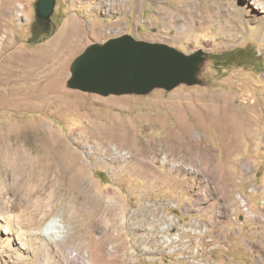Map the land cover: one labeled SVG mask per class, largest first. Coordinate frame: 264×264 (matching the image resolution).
Wrapping results in <instances>:
<instances>
[{
	"label": "rangeland",
	"instance_id": "rangeland-1",
	"mask_svg": "<svg viewBox=\"0 0 264 264\" xmlns=\"http://www.w3.org/2000/svg\"><path fill=\"white\" fill-rule=\"evenodd\" d=\"M35 1L0 0V216L23 231L57 220L64 238L25 239L23 258L0 264H264V0H56V29L30 46ZM123 35L202 50L197 83L106 97L67 86L85 48ZM122 129L146 142L106 135ZM15 141L53 163L24 161ZM114 149L147 164L123 167Z\"/></svg>",
	"mask_w": 264,
	"mask_h": 264
},
{
	"label": "water",
	"instance_id": "water-1",
	"mask_svg": "<svg viewBox=\"0 0 264 264\" xmlns=\"http://www.w3.org/2000/svg\"><path fill=\"white\" fill-rule=\"evenodd\" d=\"M56 0H36L27 44L43 42L56 29L51 17ZM204 52L184 54L162 43L135 40L130 35L94 43L75 58L67 86L99 96L145 95L154 89L173 90L197 83Z\"/></svg>",
	"mask_w": 264,
	"mask_h": 264
},
{
	"label": "bare ground",
	"instance_id": "bare-ground-1",
	"mask_svg": "<svg viewBox=\"0 0 264 264\" xmlns=\"http://www.w3.org/2000/svg\"><path fill=\"white\" fill-rule=\"evenodd\" d=\"M263 2V1H262ZM258 10L261 12V14L264 15V6H257ZM256 13V12H255ZM76 26L74 24L70 23L66 26L65 32L61 39L66 37L67 35H74L76 32ZM54 88V89H53ZM47 93H52L54 97H56V94H58L59 90H57L55 87H49L46 89ZM12 129V128H11ZM10 133V131H9ZM22 135V134H21ZM38 135V134H37ZM107 137L109 139H113L116 137L117 139H120L122 142H126L128 139L131 140L133 143L144 145L146 141H140L137 139L136 136L131 135L129 132H126L124 129L119 130L118 132L110 131L106 133ZM22 144V142H21ZM15 147L19 150H22L24 152L25 157L23 158L24 161L27 162H42V163H53L54 158L51 154H48L47 150H37L35 152H30L27 150L25 146H21L18 141H15ZM143 148V146L141 147ZM115 156H118L122 158L126 163L123 167L128 166V164L134 160L141 165L147 164L146 161L141 160L139 157L131 158L130 156H127L125 153L118 152L116 149H114ZM68 156L65 157L62 150L58 151L57 157L55 158L56 161L61 162H71V164H74V160L76 158V154H74L71 150L67 151ZM167 160V159H166ZM165 158H162V162H166ZM206 162V161H205ZM79 182V181H78ZM76 182V183H78ZM75 184V183H74ZM72 186V185H71ZM16 218V217H15ZM171 218V217H170ZM33 229V228H32ZM64 233V227L62 224L59 223L57 220H51L48 222L43 228L39 230H29V231H23L19 225L17 220L8 219L4 216H0V260L3 255L7 256L8 258L15 256L16 259L23 258L25 244L24 240L31 241V238L38 236L43 238L44 240H62L64 236H61V234ZM32 242V241H31ZM170 242V239L166 236L163 237L161 241V246L165 247ZM57 249V248H56ZM65 254V253H64ZM76 257L81 258L82 253L74 252L71 254V258L75 259ZM84 257V255H83ZM82 257V258H83ZM66 258V257H65ZM87 264H89L87 262Z\"/></svg>",
	"mask_w": 264,
	"mask_h": 264
},
{
	"label": "built area",
	"instance_id": "built-area-1",
	"mask_svg": "<svg viewBox=\"0 0 264 264\" xmlns=\"http://www.w3.org/2000/svg\"><path fill=\"white\" fill-rule=\"evenodd\" d=\"M240 201L239 205L241 207V211L243 212L244 216L247 218V219H253L255 218V215L253 213V211L249 210L248 208V204L247 202L241 198V197H237ZM234 219V217H233ZM194 222L197 226H204V222L202 220H199V219H194Z\"/></svg>",
	"mask_w": 264,
	"mask_h": 264
},
{
	"label": "trees",
	"instance_id": "trees-1",
	"mask_svg": "<svg viewBox=\"0 0 264 264\" xmlns=\"http://www.w3.org/2000/svg\"><path fill=\"white\" fill-rule=\"evenodd\" d=\"M231 52H228V53H226V54H222V56H223V58H220L219 59V61L220 62H226V61H229V60H231V59H233V57H234V55L233 54H230ZM221 56V57H222ZM214 60H215V62L217 61V59L216 58H214Z\"/></svg>",
	"mask_w": 264,
	"mask_h": 264
},
{
	"label": "flooded vegetation",
	"instance_id": "flooded-vegetation-1",
	"mask_svg": "<svg viewBox=\"0 0 264 264\" xmlns=\"http://www.w3.org/2000/svg\"><path fill=\"white\" fill-rule=\"evenodd\" d=\"M53 15H54V14H53ZM53 15H52V17H51L52 22H53V17H54Z\"/></svg>",
	"mask_w": 264,
	"mask_h": 264
},
{
	"label": "crops",
	"instance_id": "crops-1",
	"mask_svg": "<svg viewBox=\"0 0 264 264\" xmlns=\"http://www.w3.org/2000/svg\"><path fill=\"white\" fill-rule=\"evenodd\" d=\"M244 144V143H243ZM234 174V173H233Z\"/></svg>",
	"mask_w": 264,
	"mask_h": 264
}]
</instances>
